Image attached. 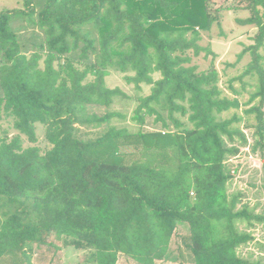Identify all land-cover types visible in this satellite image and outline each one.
Listing matches in <instances>:
<instances>
[{"label": "trees", "instance_id": "1", "mask_svg": "<svg viewBox=\"0 0 264 264\" xmlns=\"http://www.w3.org/2000/svg\"><path fill=\"white\" fill-rule=\"evenodd\" d=\"M22 5L0 11V123L10 120L17 132L0 136V264H31L33 243L59 247L52 234L89 251L90 264H116L119 255L156 264L168 258L180 224L188 232L178 255L184 249L193 264H264L238 253L253 239L246 228L264 226V212L238 207L225 163L247 143L242 125L253 129L252 151L264 156V54L257 52L264 0L217 8L214 0ZM221 9H247L237 21L257 28L241 75L255 78L254 90L243 103L223 94L212 64L194 63L202 50L211 53L200 42L220 24ZM27 28L25 45L19 33ZM111 70L130 73L125 79L136 87L151 85L130 117L134 129L114 122L126 115L112 109L119 90L105 84ZM241 104L248 107L239 111ZM148 117L157 127H145ZM37 122L44 148L35 144ZM48 215L55 233L42 224Z\"/></svg>", "mask_w": 264, "mask_h": 264}, {"label": "rangeland", "instance_id": "2", "mask_svg": "<svg viewBox=\"0 0 264 264\" xmlns=\"http://www.w3.org/2000/svg\"><path fill=\"white\" fill-rule=\"evenodd\" d=\"M238 0H214L215 6L234 5ZM22 0H0V11L4 9H22ZM220 24H213L209 33H204L202 41L203 47L209 46L211 53L205 56V51H201L198 56L194 57V63L198 65L199 69H205L212 64L219 72L218 85L223 91V94L232 98L237 97L241 103L247 100L250 93L254 90L255 78L249 75H242L246 64L251 60L250 50L245 48L254 42V36L257 28L253 25H242L237 19H243L249 16L247 9H221ZM32 34V29L27 28L19 33L20 40L24 44L29 43V37ZM25 44V45H26ZM257 52L264 54V46L259 47ZM213 53V55H212ZM2 54L0 51V58ZM130 74V73H128ZM122 72L111 70L105 76V84L109 88H117L119 93L112 104V109L116 112L126 115L125 120L119 118L114 122L117 124H125L131 129L136 127L135 122H132L130 117L134 108L137 105L139 97L146 96L150 93L151 85L140 83L136 87L133 82H128ZM158 74L154 73L153 77L158 78ZM240 76V78H239ZM237 90L239 93H235ZM254 100L248 106L256 103ZM241 104L239 111L242 108L248 107ZM92 110L101 113L102 108L92 107ZM264 111V103L262 105ZM226 115V114H225ZM145 127H157L153 125L152 118H146ZM36 135L37 146L44 148L45 141L43 139V130L37 122ZM243 132L247 137V143L239 145V152L226 160V166L230 171L231 177L228 181L227 189L229 193H240V202L238 207L246 205L254 213L264 212V156L262 157L258 150L252 151V146L255 141L253 129L244 127ZM6 131L7 139L16 135L17 132L12 128L10 120H4L0 123V136ZM23 146H28L31 143L26 140L23 135H20ZM52 215L42 218V224L47 222L55 233V223ZM243 227V225L241 226ZM253 235V239L246 245L238 249L240 256L250 259H262L264 263V226L260 223H254L251 227L246 228ZM188 228L186 224L177 226L174 234L170 240V254L168 258L156 261V264H187L188 262L178 255V247L181 245L180 237L186 235ZM59 247L51 246L44 243H33L30 251L31 264H90V252L87 250H78L70 246H62L61 238L57 234H52L49 238ZM47 243V242H45ZM182 249V247H181ZM184 251V249H183ZM116 264H138L135 261L119 255ZM9 260H17L11 256L7 257Z\"/></svg>", "mask_w": 264, "mask_h": 264}, {"label": "crops", "instance_id": "3", "mask_svg": "<svg viewBox=\"0 0 264 264\" xmlns=\"http://www.w3.org/2000/svg\"><path fill=\"white\" fill-rule=\"evenodd\" d=\"M183 253H184V255H183L184 256V259L188 262L187 264H193L192 263V260H191V257L188 255V253L186 251H183Z\"/></svg>", "mask_w": 264, "mask_h": 264}]
</instances>
